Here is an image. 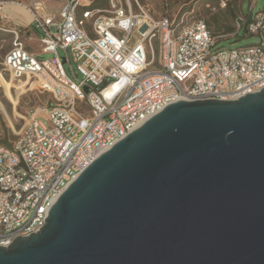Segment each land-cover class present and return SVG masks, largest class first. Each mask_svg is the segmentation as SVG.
I'll list each match as a JSON object with an SVG mask.
<instances>
[{
	"label": "built area",
	"instance_id": "2783aa9c",
	"mask_svg": "<svg viewBox=\"0 0 264 264\" xmlns=\"http://www.w3.org/2000/svg\"><path fill=\"white\" fill-rule=\"evenodd\" d=\"M256 1L235 28L260 41L230 50L217 48L221 39L205 20L157 18L137 0H110L108 9L64 0L58 13L42 2L25 6L32 20L25 33L22 24L10 31L3 68L12 79L41 81L56 103L33 114L10 145L0 144V247L40 232L52 197L157 107L180 98L236 100L263 88L264 9L254 14Z\"/></svg>",
	"mask_w": 264,
	"mask_h": 264
},
{
	"label": "water",
	"instance_id": "95a60500",
	"mask_svg": "<svg viewBox=\"0 0 264 264\" xmlns=\"http://www.w3.org/2000/svg\"><path fill=\"white\" fill-rule=\"evenodd\" d=\"M128 132L0 264H264V87L171 100Z\"/></svg>",
	"mask_w": 264,
	"mask_h": 264
},
{
	"label": "rangeland",
	"instance_id": "374dc122",
	"mask_svg": "<svg viewBox=\"0 0 264 264\" xmlns=\"http://www.w3.org/2000/svg\"><path fill=\"white\" fill-rule=\"evenodd\" d=\"M140 6L155 17L170 16L176 19L179 24H192L195 21L205 20L210 23L212 32L217 29V25L236 26V22L229 20L223 12L228 7H237L238 13H244L246 16L251 12L253 0H137ZM224 1L225 3H222ZM42 2L47 4L52 12L58 13L64 0H0V120L5 128V139L11 142L16 140L17 136L31 116L37 111L42 114L43 108L56 103L53 95L48 92L44 85L36 78H24L22 80H12L9 73L3 68V62L6 54L12 48L14 35L10 33L17 24L4 10L7 4L18 3L23 6H34ZM226 4V6H225ZM109 6L103 9H108ZM136 7V8H135ZM134 9H138L135 5ZM264 9V0H257L253 13L256 14ZM241 12V13H240ZM218 20V22H217ZM28 23H23L24 26ZM34 34L40 37V33L34 30ZM236 36L221 39L217 48L235 49L239 47L257 44L260 41L258 36H250L244 29L235 31ZM220 36V35H219ZM225 35H221L224 37ZM30 50L39 54L38 43H29ZM32 48V49H31ZM61 57L65 53L59 50ZM42 59H50L53 54L40 55ZM69 75H72L69 64L65 65ZM76 70V66L73 64ZM76 78L79 82L83 81L84 76L77 72ZM40 110V111H39ZM4 139V140H5ZM4 140L2 142H4ZM1 143V142H0Z\"/></svg>",
	"mask_w": 264,
	"mask_h": 264
},
{
	"label": "trees",
	"instance_id": "16d2710c",
	"mask_svg": "<svg viewBox=\"0 0 264 264\" xmlns=\"http://www.w3.org/2000/svg\"><path fill=\"white\" fill-rule=\"evenodd\" d=\"M110 0H93L92 9H103L106 6H109ZM241 13V12H240ZM223 14L229 19L234 22H236L237 18L239 17L238 8L237 7H228L226 11L223 12ZM218 22V20H217ZM208 26L210 27V23L208 22ZM211 29V28H210ZM212 31V30H211ZM236 31V28L233 26H223L218 24L217 29L212 32L213 35L217 38H226L230 35L234 34ZM220 35V36H219ZM221 35H225L224 37H221ZM0 144H3L5 146L10 145L11 141L9 139H5L4 142H1Z\"/></svg>",
	"mask_w": 264,
	"mask_h": 264
},
{
	"label": "bare ground",
	"instance_id": "6f19581e",
	"mask_svg": "<svg viewBox=\"0 0 264 264\" xmlns=\"http://www.w3.org/2000/svg\"><path fill=\"white\" fill-rule=\"evenodd\" d=\"M4 10H6L7 14L12 19H14L16 23H19V24L28 23L29 24L32 20V17L30 13L27 11L26 7L21 4H18V3L7 4ZM12 80H15V79H12ZM18 80H21V79H18ZM18 80H15V81H18Z\"/></svg>",
	"mask_w": 264,
	"mask_h": 264
}]
</instances>
